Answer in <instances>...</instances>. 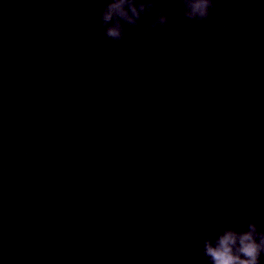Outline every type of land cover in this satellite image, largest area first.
<instances>
[{
  "label": "water",
  "instance_id": "water-1",
  "mask_svg": "<svg viewBox=\"0 0 264 264\" xmlns=\"http://www.w3.org/2000/svg\"><path fill=\"white\" fill-rule=\"evenodd\" d=\"M155 2L113 46L102 0H0V264H212L264 233V0Z\"/></svg>",
  "mask_w": 264,
  "mask_h": 264
},
{
  "label": "clouds",
  "instance_id": "clouds-1",
  "mask_svg": "<svg viewBox=\"0 0 264 264\" xmlns=\"http://www.w3.org/2000/svg\"><path fill=\"white\" fill-rule=\"evenodd\" d=\"M157 0L149 4V9L155 8ZM180 6L187 5L188 11L180 12L179 15L188 17L189 20H195L196 23L208 21L216 5L213 0H179ZM130 7L132 15H129L125 6ZM145 11V4L141 3L139 11L137 7L130 3V0H102L100 12V27L103 29V35L110 41L113 46L118 45L126 39V29L121 20L127 22L131 27L140 26V12ZM115 21L114 23H112ZM187 22V21H186ZM152 25L159 24L167 27L169 17L163 11L157 13V18L148 21ZM223 27H229V22H225ZM231 28L234 25L231 23ZM143 33L151 36L148 28L143 29ZM238 42L236 36L233 37ZM168 39L164 36V41ZM187 39L183 36L182 40ZM154 44L160 46L159 42L152 40ZM228 45H225L227 52ZM249 231L237 232L235 230H226L216 241L215 246L211 239L205 242V254L212 261V264H261V256L264 254V233L258 232L254 223L248 225ZM259 237V239H258ZM127 255V253H126Z\"/></svg>",
  "mask_w": 264,
  "mask_h": 264
}]
</instances>
